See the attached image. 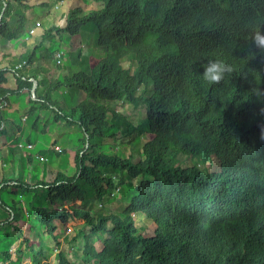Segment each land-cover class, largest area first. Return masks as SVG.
Returning <instances> with one entry per match:
<instances>
[{
  "label": "trees",
  "instance_id": "1",
  "mask_svg": "<svg viewBox=\"0 0 264 264\" xmlns=\"http://www.w3.org/2000/svg\"><path fill=\"white\" fill-rule=\"evenodd\" d=\"M13 1L23 10L0 0L2 42L28 36L25 11L31 7ZM90 1L87 9L78 0L64 27L44 29L22 62L25 68L45 61L43 42L61 31L69 41L67 65L61 63L60 36L56 51L62 55L54 66H38L30 75L0 66V137L11 124L22 130L11 103L22 96L31 130L23 144L15 138L11 147L27 150L28 160L67 154L75 170L71 176L57 171L48 183L26 181L21 172L11 181L2 177L0 206L12 218L0 226L21 236L24 229L34 233V223L25 220L32 216L58 248L69 221L81 223V264H264V0ZM13 15L14 27L7 21ZM90 31L95 55H84ZM214 60L231 71L209 83L204 68ZM78 92L83 98L72 103ZM118 103L142 107L145 116L134 124ZM41 111L52 114L43 124ZM51 122L74 127V149L59 153L40 145ZM213 160L218 169L211 171ZM7 187L25 196L30 209L21 200L4 203ZM41 188L47 206L33 204ZM91 200L126 205L95 213ZM57 201L63 204L55 207ZM16 207L24 217L18 224ZM20 240L15 247L0 242L7 264H22L29 254V264H45L42 246ZM57 264L78 263L59 250Z\"/></svg>",
  "mask_w": 264,
  "mask_h": 264
},
{
  "label": "rangeland",
  "instance_id": "2",
  "mask_svg": "<svg viewBox=\"0 0 264 264\" xmlns=\"http://www.w3.org/2000/svg\"><path fill=\"white\" fill-rule=\"evenodd\" d=\"M13 6V9L23 10L20 8L19 4L15 3L13 0H9ZM82 3H80V6L84 5L85 8L89 9L92 7V3L90 0H80ZM86 1V2H85ZM85 2V3H84ZM25 3L30 6L31 8L25 11L26 17L28 19V22L26 24L25 32L28 33L29 40H18V41H10V42H2L0 40V66H10L14 65L15 68L22 69L26 74L30 75L33 70H35L38 66L40 67H47V66H54V58H56L58 48V41L60 36L62 37L61 40V52H62V66L67 65L69 63V57H71L68 54L69 51V41H67V34L64 32H54L53 37L54 39L52 41H44L42 44V50H43V58L45 61L42 60L40 63H34L33 65H27L25 68H23V59H25V56H27L32 49L37 46L40 41L42 34L44 32V29H47L51 26H56L59 28L64 27L65 25V18L66 14L70 9H73L75 5L78 4V0H26ZM101 5L99 4L98 7ZM87 12V11H85ZM17 17L15 15L7 18V21L12 25L13 27L16 24ZM39 22L40 25L35 27V23ZM33 30V34H30L29 31ZM74 42V40H73ZM73 42L71 45H74ZM49 51L54 52L53 60L49 58L48 52ZM95 44H94V36L93 32H89V38H88V46L83 43L81 46L82 54L84 55H95L94 52ZM56 51V52H55ZM72 53V52H71ZM97 53L99 54V57L103 56L104 50L101 48H98ZM73 54V53H72ZM37 59L39 57V52L36 51ZM41 59V58H40ZM38 62V61H37ZM130 63L128 61L123 62V65L128 67ZM64 73V72H63ZM42 90V89H41ZM65 90V89H64ZM66 91V90H65ZM35 94V93H34ZM62 95V94H61ZM84 93H77L75 96L72 95V103H75L76 101H79L83 98ZM27 96V93L24 95V97ZM55 98H59L61 101L63 100V97L57 94H54ZM36 99V98H35ZM25 98L21 97H15L11 103L17 106L18 108V115L17 118H22V124H20L21 131H18L17 124H11L9 127H5L6 134L4 136L0 137V180L3 177L5 180L11 181L14 177H17L19 172L23 173L25 175L26 181H32V183H35L37 181H40L42 183H48L52 182L53 179L56 176L57 171L64 172L67 175L74 174L75 170L71 163L68 161V156L66 155H57L51 154L49 152L47 155H45L43 158H39V156H36L37 154L33 155L30 160L27 159L26 153L28 152L24 148L22 149L20 146L17 148H12L16 142L15 138L20 139V144H23L24 138L27 136L26 132H29L30 129V123L27 122V120L24 119L22 116L23 109L25 107ZM26 107H29V105H26ZM116 109L121 112L124 115H127L129 120L134 123L138 124L139 120L142 119L145 116V110L144 108H133L130 104H123L118 103L116 105ZM12 111V110H10ZM49 111H41L40 112V122L43 124L45 120H47L52 114ZM17 122H20L17 120ZM40 125V127H42ZM52 124V130L47 132L45 136H42V142L40 141V145L42 143V147L48 150H54L60 153V150H64L66 148H73L74 146L72 141L70 140L69 136L71 138L74 137V127L70 126L64 122H51ZM146 141H141L140 145L144 144ZM12 148V152L11 149ZM29 150L31 148H28ZM130 149V148H128ZM127 153H130V150L127 151ZM22 156V157H21ZM51 156V157H50ZM49 157V160L46 159ZM214 161V160H213ZM216 161L213 162V164L210 167V170H214L215 168L218 169L217 165L215 164ZM29 177V180L28 178ZM34 177V178H33ZM31 178V179H30ZM7 189V190H6ZM3 191V202L6 203L8 206H12V201L19 202L20 200L24 203V206L29 208L28 202L26 200L25 196H20L19 194L12 195L10 193V188L7 187ZM37 198L33 200V204L36 206L38 202H41L44 206H47V191L44 188H41L36 193ZM32 198V194H31ZM30 198V201L33 199ZM25 200V201H24ZM63 203L61 201L56 202L55 207H59ZM83 205V204H82ZM92 206V211L95 213L101 212V213H107V212H120L123 207L126 205L125 202L120 203L116 200L115 204H107L104 205V203L99 204L96 203V200L89 201V204ZM15 213L18 215L16 218V224L19 223L20 220H24V217L19 216L20 211L15 208ZM12 214L10 211H6L4 208L0 206V221H6L7 219H11ZM26 221L33 222L36 226L34 233H29L28 230L24 229V234L21 236L20 234H17L16 231L12 230L10 226H0V242L5 243L8 246H17L19 243L21 244V237H25L29 239L33 246L38 248L39 245L43 247V258L45 264H57V253L59 250L64 252L71 261H74L78 264H81V254H82V247L84 245V237L78 236V230L81 229L82 224L81 223H73L72 221H69V228L67 231L62 233L60 235V247H56V243L54 240H52L50 237H46L45 235V229L38 227V221L34 217H26ZM140 220V219H139ZM142 220V219H141ZM143 221V220H142ZM137 224L138 219L136 220ZM141 223V222H140ZM143 223L146 225L149 224V222L144 219ZM74 240V241H73ZM89 240L94 243V245L99 246L97 243V238L95 236L89 235ZM13 253L16 254V251L13 248ZM31 254H29L28 258H25L26 262L24 260L22 261V264L30 263ZM0 264H7L0 254Z\"/></svg>",
  "mask_w": 264,
  "mask_h": 264
},
{
  "label": "clouds",
  "instance_id": "3",
  "mask_svg": "<svg viewBox=\"0 0 264 264\" xmlns=\"http://www.w3.org/2000/svg\"><path fill=\"white\" fill-rule=\"evenodd\" d=\"M225 71H231L230 66L220 60L209 61L204 68L203 79L215 83L222 79Z\"/></svg>",
  "mask_w": 264,
  "mask_h": 264
},
{
  "label": "built area",
  "instance_id": "4",
  "mask_svg": "<svg viewBox=\"0 0 264 264\" xmlns=\"http://www.w3.org/2000/svg\"><path fill=\"white\" fill-rule=\"evenodd\" d=\"M39 25H40L39 22H37V23H36V26H39ZM36 26H35V27H36ZM33 30H34V29L30 30L29 33H30V34H33ZM61 55H62L61 53H58V54L56 55L57 60L60 59ZM30 147H31L30 145L27 146V148H30Z\"/></svg>",
  "mask_w": 264,
  "mask_h": 264
},
{
  "label": "water",
  "instance_id": "5",
  "mask_svg": "<svg viewBox=\"0 0 264 264\" xmlns=\"http://www.w3.org/2000/svg\"><path fill=\"white\" fill-rule=\"evenodd\" d=\"M32 81H33V86H32L31 92H32V94H34L36 86H37V83H36V80H34V79H32Z\"/></svg>",
  "mask_w": 264,
  "mask_h": 264
},
{
  "label": "crops",
  "instance_id": "6",
  "mask_svg": "<svg viewBox=\"0 0 264 264\" xmlns=\"http://www.w3.org/2000/svg\"><path fill=\"white\" fill-rule=\"evenodd\" d=\"M26 39H28V40H29V37L27 36V37H26ZM26 39H25V40H26Z\"/></svg>",
  "mask_w": 264,
  "mask_h": 264
}]
</instances>
